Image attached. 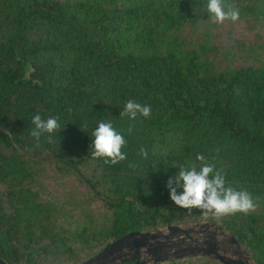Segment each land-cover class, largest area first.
Returning a JSON list of instances; mask_svg holds the SVG:
<instances>
[{
    "label": "trees",
    "instance_id": "1",
    "mask_svg": "<svg viewBox=\"0 0 264 264\" xmlns=\"http://www.w3.org/2000/svg\"><path fill=\"white\" fill-rule=\"evenodd\" d=\"M207 4L0 0V258L6 263L78 264L130 231L212 221L264 264V44L238 42L244 61L233 66L231 46L220 48L211 38ZM223 4L238 9L240 20L264 23V0ZM129 100L149 105L151 116L121 117ZM37 114L58 117L64 127L51 143L47 134L39 142L31 136ZM101 121L124 135L125 161L92 157ZM197 154L223 170L226 186L250 192L256 209L217 217L175 205L166 182L179 167L195 162L199 169ZM46 165L73 175L102 210L52 194L42 182Z\"/></svg>",
    "mask_w": 264,
    "mask_h": 264
},
{
    "label": "clouds",
    "instance_id": "2",
    "mask_svg": "<svg viewBox=\"0 0 264 264\" xmlns=\"http://www.w3.org/2000/svg\"><path fill=\"white\" fill-rule=\"evenodd\" d=\"M207 12L216 23L239 19L238 9L225 10L223 0H208ZM151 111L149 105L129 100L119 115L135 120L138 115L149 118ZM31 123L34 125L31 136L37 142L47 134V141L51 143L53 134L59 133L64 128L61 127L58 117L50 116L43 119L39 114L32 118ZM128 131L131 132V128ZM92 136L94 137L91 144L93 158H101L104 164L111 165L127 159L126 152L122 151L127 141L110 122H99ZM140 153L147 158V150L141 148ZM195 159L200 162L199 169L195 162L179 167L178 173L169 177L166 182L169 198L175 205L189 213L196 209L206 216L212 214L217 217L238 212L248 214L256 209L257 203L250 192L226 186L223 170H217L214 165L208 164L203 155L197 154ZM129 167L133 165L129 164Z\"/></svg>",
    "mask_w": 264,
    "mask_h": 264
},
{
    "label": "water",
    "instance_id": "3",
    "mask_svg": "<svg viewBox=\"0 0 264 264\" xmlns=\"http://www.w3.org/2000/svg\"><path fill=\"white\" fill-rule=\"evenodd\" d=\"M213 226L209 223H199L198 229L193 227H181L179 225L165 226L166 234L159 229L148 231H130L114 239L91 257L78 264H118L123 261L120 257L124 250L139 249L151 244L162 243L157 238L164 241L175 238V240L190 239L195 244L188 248L187 252L176 255L172 254L171 260H178L185 257H206L218 261L220 264H255L247 250L240 244L237 238L225 232L220 226ZM203 233L200 240L192 239L190 233ZM182 235L184 237H182ZM219 236V237H218ZM189 243V242H188ZM240 249V250H239ZM242 253L245 257L241 256ZM250 262V263H249ZM0 264H8L0 258Z\"/></svg>",
    "mask_w": 264,
    "mask_h": 264
},
{
    "label": "rangeland",
    "instance_id": "4",
    "mask_svg": "<svg viewBox=\"0 0 264 264\" xmlns=\"http://www.w3.org/2000/svg\"><path fill=\"white\" fill-rule=\"evenodd\" d=\"M214 23L215 26L210 31L211 38L220 48L231 46L232 57L230 59L233 66H237L244 61L242 58L244 52H242L238 42L251 46L264 44V23L260 21L256 22L251 19L248 21H243L238 19L236 21L225 20L223 23ZM232 39L234 42L231 41ZM42 182L47 187V189L56 196L61 198L72 197V199H74L82 207H90V209L94 210L95 212H100L102 210L101 205L97 201L90 200L85 187L73 175H64L58 173L54 168H52V166L46 165L44 174L42 176ZM204 222L213 224V226L208 227V230H211L215 226H219L217 222L212 221L187 222L178 225L184 228L190 226L197 230L199 228L198 224ZM157 229H159L163 234L167 233L165 226H160ZM202 234L203 233L195 234L192 232L190 233V236L192 239L200 240ZM182 237L184 236L182 235ZM157 239L164 241L163 238ZM170 240L174 241L175 238ZM184 242L192 243V241H190L188 238H184ZM171 258L172 256L169 257V260H171ZM203 258L209 259L208 264H220L218 261L206 257H185L178 260H190L192 263H194L198 259ZM168 261L154 263L150 260L145 262V264H166Z\"/></svg>",
    "mask_w": 264,
    "mask_h": 264
},
{
    "label": "flooded vegetation",
    "instance_id": "5",
    "mask_svg": "<svg viewBox=\"0 0 264 264\" xmlns=\"http://www.w3.org/2000/svg\"><path fill=\"white\" fill-rule=\"evenodd\" d=\"M194 244V242L185 243L184 240H167L137 250H124V253L120 255L123 261L118 264H145V262L150 260L154 263L168 261L173 253L176 255L185 253Z\"/></svg>",
    "mask_w": 264,
    "mask_h": 264
},
{
    "label": "bare ground",
    "instance_id": "6",
    "mask_svg": "<svg viewBox=\"0 0 264 264\" xmlns=\"http://www.w3.org/2000/svg\"><path fill=\"white\" fill-rule=\"evenodd\" d=\"M240 250V249H239ZM242 257L244 256L245 257V255L242 253V255H241ZM250 263V262H249Z\"/></svg>",
    "mask_w": 264,
    "mask_h": 264
}]
</instances>
